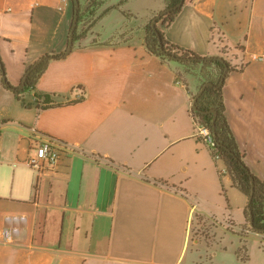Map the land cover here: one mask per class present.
<instances>
[{
  "label": "crops",
  "instance_id": "0c3cea01",
  "mask_svg": "<svg viewBox=\"0 0 264 264\" xmlns=\"http://www.w3.org/2000/svg\"><path fill=\"white\" fill-rule=\"evenodd\" d=\"M103 1L100 11L120 0ZM167 5L127 0L130 16L112 10L80 46L50 61L24 93L30 107L0 71V264H199L207 249L205 264H264V239L240 233L250 226L249 197L195 134L201 79L147 49L144 27ZM74 6L0 0V54L12 85L41 56L67 49ZM158 25L172 43L241 68L225 80L226 114L264 179V0H185L172 23ZM39 93L61 104L39 108ZM40 135L79 150L39 175L28 158L31 136ZM197 210L219 225L211 246L200 239L192 250ZM244 238L246 261L237 253Z\"/></svg>",
  "mask_w": 264,
  "mask_h": 264
},
{
  "label": "trees",
  "instance_id": "16d2710c",
  "mask_svg": "<svg viewBox=\"0 0 264 264\" xmlns=\"http://www.w3.org/2000/svg\"><path fill=\"white\" fill-rule=\"evenodd\" d=\"M73 1L74 4H76L77 1H80V7L78 10L76 5L74 6V17L70 29L71 36L76 15L78 14V24L74 31L73 39L74 47L80 46L82 40L87 37L88 33L92 31L98 21L104 18L112 10L121 9L125 15L130 16L129 12L122 9L127 0H120L117 4L109 6L102 11H100V9L104 5L103 0H91L88 3H86L87 0ZM180 1L182 0H167V7L164 10L158 12L145 25V42L147 49L152 54L159 56L163 61L178 62L185 68L187 72L197 75L202 81L200 89L206 82H212V84L208 85L203 93L199 96L197 100V108L195 109L193 104L191 105V112L193 113L195 121L199 120L205 126L213 130L215 139L213 154L219 155L220 158L224 160L227 167V172L230 174L233 180V185L239 188L249 197L248 205L245 208V216L249 223L252 216L253 225L250 224L251 228L257 232L264 233V179L254 174L245 161V152L241 150L226 114V103L224 97L225 80L232 71L240 70L241 68L233 65L223 55H200L191 49H187L172 43L166 38L158 23H172L185 4L184 3L182 6H177ZM170 8L172 9L168 10ZM157 15L161 16L158 19L157 24H153V20ZM88 17L91 18L90 21L82 27V23L85 22V18ZM69 44L70 38L65 51L61 53H46L45 55L41 56L34 64L30 65L27 68L19 86L12 85L8 80L6 68L0 54V71L3 75V81L5 85L13 90L15 95L20 100H22V103L25 106L30 107L31 104L26 102L24 93L36 88L39 79L44 74L53 58H63L68 55H66V52L68 50ZM43 58L44 60L41 61ZM43 97L44 101H41V98ZM59 104L61 103L53 102L52 95L50 94H37L36 105L39 108L44 109ZM212 109L217 111L216 117L215 114L211 112ZM147 180L150 179L147 178ZM252 180L255 182L254 191ZM155 183L164 182L155 181ZM204 216L211 217V219L215 220L214 217L209 216L202 211L197 210L195 212V218L198 217L202 219ZM243 249H245L247 253L242 254ZM237 253L242 260L246 261L249 259L247 245L240 246ZM209 259H212V256H210Z\"/></svg>",
  "mask_w": 264,
  "mask_h": 264
},
{
  "label": "built area",
  "instance_id": "2783aa9c",
  "mask_svg": "<svg viewBox=\"0 0 264 264\" xmlns=\"http://www.w3.org/2000/svg\"><path fill=\"white\" fill-rule=\"evenodd\" d=\"M178 82L184 84V82L178 79ZM44 101V97L41 98ZM196 122L195 134L213 151L215 146V139L213 130L199 120ZM34 133H37L34 131ZM33 139L32 152L29 155L28 163L31 167L35 168L39 175L44 174L47 171L57 172L59 167L66 159H69L79 149L69 142H66L60 138L51 135L31 136ZM217 159H221L219 155H215ZM195 219V216L194 218ZM228 228L233 227L231 222L225 223ZM245 231L244 237L259 236L264 239V233L257 232L249 226L248 228L241 229L240 232ZM3 239L5 241H11L13 238V232L11 227H4L2 230Z\"/></svg>",
  "mask_w": 264,
  "mask_h": 264
},
{
  "label": "rangeland",
  "instance_id": "374dc122",
  "mask_svg": "<svg viewBox=\"0 0 264 264\" xmlns=\"http://www.w3.org/2000/svg\"><path fill=\"white\" fill-rule=\"evenodd\" d=\"M87 3V2H86ZM91 18H85V22L82 23V27L86 25ZM219 225L217 221L211 219V217L204 216L202 219L196 217L193 220L192 224V243H191V248L192 250H195L197 248V240L200 239H205L209 246H211L214 241L216 240V237L214 235V226ZM224 226V223H222ZM232 228V227H231ZM245 230V229H244ZM241 234L245 235V231L240 232ZM242 245H247V239L244 238V242ZM201 259L199 260V264H205V262H208L211 256V252L209 249L207 251H200ZM247 253L245 249L242 250V254Z\"/></svg>",
  "mask_w": 264,
  "mask_h": 264
},
{
  "label": "water",
  "instance_id": "95a60500",
  "mask_svg": "<svg viewBox=\"0 0 264 264\" xmlns=\"http://www.w3.org/2000/svg\"><path fill=\"white\" fill-rule=\"evenodd\" d=\"M184 3H185V0H182V1H180V2L178 3L177 6H182ZM74 5H76V8H77V10H78V8L80 7V1H77L76 4H74ZM173 8H174V7H173ZM171 9H172V8H170V9H168V10H171ZM160 16H161V15H157V16L154 18V20H153V24H157L158 19L160 18ZM77 18H78V14L76 15V20H75V22H74L73 31H72L71 36H70V44H69L68 50H67V52H66V55L69 54V53H71L72 50H73V47H74V41H73V39H74V31H75V29H76V27H77V24H78ZM42 60H44V58L41 59V61H42ZM223 80H224V79H223ZM223 80H222V82H223ZM211 84H212V82H206V83L203 85V87H202V88L198 91V93L196 94V96H195V98H194V100H193V103H192L195 109L197 108V100H198L199 96L203 93V91L206 89V87H207L208 85H211ZM211 112H213V113L215 114V117H216L217 111H216L215 109H212ZM252 186H253V191H254V187H255V182H254V180H252ZM250 224L253 225V219H252V216H251Z\"/></svg>",
  "mask_w": 264,
  "mask_h": 264
}]
</instances>
